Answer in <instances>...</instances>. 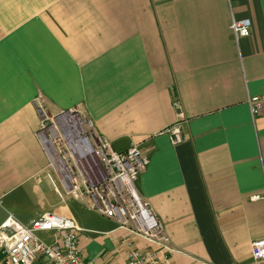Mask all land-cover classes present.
Here are the masks:
<instances>
[{
  "label": "crops",
  "instance_id": "crops-1",
  "mask_svg": "<svg viewBox=\"0 0 264 264\" xmlns=\"http://www.w3.org/2000/svg\"><path fill=\"white\" fill-rule=\"evenodd\" d=\"M231 17L249 18L251 34L236 39ZM38 98L148 157L134 186L171 251L146 250L168 264H249L264 238V199L250 198L264 192V0H0V224L71 214L85 260L124 264L123 239H138L99 214L114 225L83 226L52 188Z\"/></svg>",
  "mask_w": 264,
  "mask_h": 264
},
{
  "label": "built area",
  "instance_id": "built-area-1",
  "mask_svg": "<svg viewBox=\"0 0 264 264\" xmlns=\"http://www.w3.org/2000/svg\"><path fill=\"white\" fill-rule=\"evenodd\" d=\"M251 27L249 18L231 17L229 28L236 39L249 36ZM248 102L252 114H258L259 97L252 96ZM35 106L40 115L36 135L46 152L48 166L54 170L65 191L63 195L46 174L60 202L63 203L66 196L72 197L88 210L115 221L138 239L137 243L123 239L122 244L127 248L124 264H168L166 259L161 261L156 252L145 249L147 245H155L161 252L171 251L162 225L134 186L137 176L149 162L148 157L134 143L125 151H114L108 140L96 133L92 121L74 108L50 116L39 98ZM176 107L177 122L167 130L172 143L183 140L179 123L184 115L179 101ZM250 198L264 199V192L254 193ZM80 230L72 215L67 213L43 212L29 225L8 214L0 224V251L7 264H35L41 258L46 261L38 264H96L81 255ZM38 231H53L55 241L45 243L37 237ZM249 264H264V238L251 242Z\"/></svg>",
  "mask_w": 264,
  "mask_h": 264
},
{
  "label": "rangeland",
  "instance_id": "rangeland-1",
  "mask_svg": "<svg viewBox=\"0 0 264 264\" xmlns=\"http://www.w3.org/2000/svg\"><path fill=\"white\" fill-rule=\"evenodd\" d=\"M48 172L50 173L53 181L57 185L60 192L65 195V191L63 187L60 185L58 178L54 172V170L49 167ZM42 190L47 194L48 199L51 202H56L58 200L57 196L54 193H51L47 190V188L43 185ZM67 204L72 208L74 215L81 220H84L81 224L86 227H94L97 229H104L106 227H111L114 225L112 222L102 219L98 214L87 211L83 204L73 199H68ZM37 237L44 241L45 243H51L54 239V232L53 231H38L36 233ZM43 260H45L43 258ZM0 264L1 261H0Z\"/></svg>",
  "mask_w": 264,
  "mask_h": 264
},
{
  "label": "water",
  "instance_id": "water-1",
  "mask_svg": "<svg viewBox=\"0 0 264 264\" xmlns=\"http://www.w3.org/2000/svg\"><path fill=\"white\" fill-rule=\"evenodd\" d=\"M0 261L2 264H7L6 260L4 259V253L2 251H0Z\"/></svg>",
  "mask_w": 264,
  "mask_h": 264
}]
</instances>
